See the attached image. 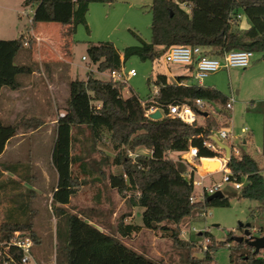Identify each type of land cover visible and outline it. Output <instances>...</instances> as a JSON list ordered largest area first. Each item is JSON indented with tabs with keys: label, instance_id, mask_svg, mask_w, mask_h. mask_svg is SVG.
I'll list each match as a JSON object with an SVG mask.
<instances>
[{
	"label": "trees",
	"instance_id": "1",
	"mask_svg": "<svg viewBox=\"0 0 264 264\" xmlns=\"http://www.w3.org/2000/svg\"><path fill=\"white\" fill-rule=\"evenodd\" d=\"M115 1L26 0L25 5L34 6L33 25L58 23L67 27L63 35L72 37L80 24L89 29L87 16L92 3L111 5ZM150 9L152 35L149 42L133 31L139 43L124 47L123 52L111 41H100L91 43L87 53L98 71L109 73L120 72L123 63L132 55L152 59L156 67L147 81L157 86L158 91L150 93L146 99H141L133 90L124 96L125 79H101L92 72L85 79L70 81L64 114L55 123L56 135L50 160L57 173V181L52 191V202L70 205L81 187L96 180L106 181L132 209L144 208L142 226L127 224L126 218L130 214L120 215L115 232L122 236L131 235L143 226L159 232L186 251L184 264H215L214 252L234 241L231 264H264L261 254L264 248L255 252L254 247L244 240L236 241L233 231H228L224 241L217 240L208 231L202 232L208 238L204 245L181 237V223L195 209L228 206L231 194L224 193L221 198L205 199L204 202H191L196 170H188L185 162L174 159L170 154L179 155L194 146L202 157L222 156L221 151L210 149L204 141L228 127L231 108L226 106L229 98L222 91L192 82L196 57L191 63L184 64L187 73L175 74L173 78L167 70L158 68L164 54L177 45L197 46L202 56L213 58L242 49L264 58V0H152ZM243 22L247 26H242ZM33 41L31 33L14 39H0V92L3 87L19 88L18 76L33 71L30 66L15 64L18 52L28 44L32 45ZM198 98L203 101L202 105L195 104ZM142 100L146 102V108L162 106V117L154 119L147 116ZM182 102L192 105L198 117L196 122L189 124L169 115L168 105ZM43 122L40 117L25 113H19L11 124H5L0 117V156L10 139L39 127ZM107 141L114 155L104 153L95 158V153L100 152L99 144ZM77 144L80 145L79 151H75ZM140 147L149 153L131 155ZM240 147L238 155L232 152L227 165L231 171L230 178L243 184L237 192L239 198L259 202L250 215L260 217L264 214V165L261 164L264 161V142L260 159ZM111 166H120L122 171L115 173ZM31 168V161L0 163V195L7 189L10 199L0 208L5 209L4 219L0 221V264H25L21 262L22 251L19 248L12 245L5 249L3 244L16 239L15 232L31 237L34 245L41 242L32 220L35 211L29 208V200L37 192L26 187L28 182L32 183ZM22 190L27 194L24 195L25 200L17 202ZM100 190L96 193L97 203ZM13 193L17 198L11 197ZM96 214L84 209L76 210L75 206L66 213L65 240L58 245L56 264H161L100 229L93 222ZM239 227L243 229L246 224ZM251 227L256 235L264 236V221L256 225L250 223ZM198 251L203 253L202 257L196 255Z\"/></svg>",
	"mask_w": 264,
	"mask_h": 264
},
{
	"label": "rangeland",
	"instance_id": "2",
	"mask_svg": "<svg viewBox=\"0 0 264 264\" xmlns=\"http://www.w3.org/2000/svg\"><path fill=\"white\" fill-rule=\"evenodd\" d=\"M25 1L0 0V39H14L22 35L27 36L32 31L38 32L39 37L33 41L32 45L28 44L18 52L15 64L27 65L36 71L35 74L31 72L19 75L18 80L21 83L19 88L33 94L35 104H33V110L28 111L33 116L43 119L44 122L39 127L32 128L14 138L9 143L6 153L0 158V163H29L30 161L32 163L30 171L32 183L28 182L26 187L33 189L35 185L39 191L29 200V208L35 211L32 216L34 228L37 233L39 231L43 236L44 242L34 245L33 257L28 264H38L41 261L42 257L37 255V252L47 256L55 239L57 245L63 244L66 232V213L71 211L73 206L76 210L84 209L87 212L97 213L93 218L97 224H94L149 259L161 262V264H184L186 251L159 232H154L144 226L128 236H122L119 232H115L118 218L125 213L130 214L126 218L127 224L142 226L144 208L135 207L132 209L117 190L107 185L106 181L100 182L99 185L101 188L99 203L96 199L98 191L95 186L81 187L70 205L64 206L52 202V191L57 181V173L50 160L56 135V125L53 120L64 114L69 97V83L76 78L85 79L86 72L90 69L94 70V74L98 78H110L108 71L102 73L91 63L87 53V48L91 43L111 41L120 52H123L124 47L139 43V39L133 31L149 42L152 35V12L150 9L152 0L140 4L133 1H131L133 3H129L125 0H116L111 5L104 4L106 9L94 15L91 21L92 25L88 24V30L83 24L78 25L73 35L75 40L70 43V46L65 45L60 24L39 22L33 25L31 17L34 6L25 5ZM130 4L132 5L130 6ZM83 56L85 60L82 58ZM68 57L70 60L67 62ZM89 63H91L90 68ZM155 67L156 65L150 58L142 59L137 55L130 56L123 63L122 69L124 72H128L129 69L134 68L137 71V76L126 80L124 96H128L130 90L138 94L141 99H146L150 93H154L155 85L149 84L147 78ZM183 67L182 63L167 64L164 59L160 60L158 64L159 70H167L171 76L187 73L188 70ZM49 83L54 88H49ZM202 84L219 89L228 98H235L233 107L230 109L231 118L226 130L230 132L231 140L237 147L241 146L240 149L243 148L244 151L260 159L264 142V58L256 53L250 66L223 68L204 78ZM8 101L9 97L5 92L0 95V116L5 124H11L9 122L13 120H10L12 113L7 108ZM244 140H247V143H244ZM79 148L80 145L77 144L75 151H79ZM99 148L100 152L95 153V158H99L100 154L106 153L113 156L115 153L108 141L99 144ZM147 153H149L147 149L140 147L131 155ZM170 155L183 162L182 154L172 153ZM261 164L264 165V161ZM218 166L220 167L221 163H218ZM191 168L188 163V170ZM110 169L115 173L122 171L120 166H111ZM216 169L217 166L212 170ZM224 175L223 170L203 178L196 175L195 178L197 180L202 178L203 183L207 186L221 184V190L226 194H231L230 205L209 207L207 208L208 214L204 209H195L192 215L181 223V237L184 239H191L204 245L207 237L202 232L208 231L217 240L224 241L228 237V231H233L234 236L243 234L245 228L240 229L241 223L256 225L258 222L264 221V214L255 218L250 215L251 210L256 209L259 202L249 198H239L238 189H235L231 182L223 181ZM195 189L200 191L199 186H196ZM7 192L5 189L4 193L0 195V208L7 204V200H10ZM20 193L21 196L17 202H23L24 195H27L23 190ZM13 196L17 198L16 193L11 195L12 198ZM0 210V221H2L5 209ZM250 230L252 234L256 235L253 227ZM234 245L235 242L232 241L228 245L219 247L214 252V263L231 264L230 255L234 251L232 247ZM261 254L264 256V251ZM196 255L202 257L203 253L198 251Z\"/></svg>",
	"mask_w": 264,
	"mask_h": 264
},
{
	"label": "built area",
	"instance_id": "3",
	"mask_svg": "<svg viewBox=\"0 0 264 264\" xmlns=\"http://www.w3.org/2000/svg\"><path fill=\"white\" fill-rule=\"evenodd\" d=\"M201 49L197 46L191 47V46H182L177 45L171 47L163 56V59L166 63H182V64H189L191 63L194 58L196 57V65H195V71H194V81H196L199 84H202L203 79L209 76L212 73L218 72L219 70L223 68H231V67H241L246 68L251 65L255 53L251 50H235L227 52L223 57L220 58H213L209 56H202ZM85 58V57H84ZM137 76V71L134 68H131L128 70V72H124L123 69H121L120 72H112L110 73V77L114 79H121V80H127L129 77H135ZM158 91V87L155 86L154 93ZM235 102L234 97H230L229 101L227 102L226 106L228 108H232L233 104ZM142 104L145 107V114L147 116H150L155 111H160L163 115V107L162 106H156V105H150L146 108V102L142 100ZM196 105H202L203 101L201 99L195 100ZM169 115L175 116L180 118L186 123L192 124L196 122L198 119L195 111L193 110V107L188 102H182V103H173L168 105ZM63 114H61L62 116ZM214 137L218 138L219 140H227L228 142L222 141L230 146L231 149V155L232 152L235 154H239L240 150L237 147V145L234 144V141L231 140L232 136L230 132H228L226 129H221L217 132H215L211 139L205 140L204 145L209 147L212 150L215 151H221L222 156H215L212 158H217L221 161V168L220 170H223L225 172V175L223 177L224 182H231L233 184V187L235 189H241L243 184L239 181H232L230 178V169L228 168V162L230 158L225 157V151L219 147V145L215 142ZM182 154L185 162L188 163L186 156L189 157L192 161L200 163L203 158L200 156L199 149L194 146H190L189 149L185 152L180 153ZM185 154V156H184ZM197 172V171H196ZM198 173V172H197ZM199 174V173H198ZM200 175V174H199ZM200 177H204L203 175H200ZM194 180V185L200 187V191H196L191 195L190 201H205V199L212 193L216 192L217 190H221V184H215V185H205L203 183V180ZM206 214H208L207 210L205 211ZM16 239L3 243L5 245V249H8L10 246L14 245L17 248H19L22 251L21 256V262L28 264L32 257H33V246L34 241L29 236H21L19 232H15ZM208 241V238L206 242ZM50 264H56V262H52Z\"/></svg>",
	"mask_w": 264,
	"mask_h": 264
},
{
	"label": "crops",
	"instance_id": "4",
	"mask_svg": "<svg viewBox=\"0 0 264 264\" xmlns=\"http://www.w3.org/2000/svg\"><path fill=\"white\" fill-rule=\"evenodd\" d=\"M117 1H120V0H117ZM125 1H127V2H129V3H133V2H138L139 4L140 3H144L145 1H149V0H125ZM131 1H133V2H131ZM132 4H130V6H131ZM106 9V6L104 5V3H100V2H95V3H92L91 5H90V8H89V12H88V16H87V20H88V24L91 26L92 25V23H91V21L93 20V18H94V15L96 14V13H98V12H103L104 10ZM109 12H110V10H109ZM242 26H247V23H245V22H243L242 23ZM67 27L66 26H62L61 25V28H60V31L62 32V35H63V32H64V30L66 29ZM31 34H32V36L34 37V40H36L38 37H39V34H38V32L37 33H34L33 31L31 32ZM63 37H64V41H65V45H68V46H70V43H72L75 39H74V37L72 36V37H70V36H64L63 35ZM66 55H67V53H66ZM68 56V55H67ZM82 58H84V56L82 57ZM67 60V62H68V60H70L69 59V57L66 59ZM84 60H85V58H84ZM253 62V61H252ZM92 63V62H91ZM91 63H89V68L91 67ZM95 65V64H94ZM96 66V68H97V65H95ZM90 72H92L93 74L95 73L94 72V70H92V69H90V71L89 70H87V72H86V77H87V75L90 73ZM36 73V71L35 70H33L32 71V74H35ZM102 73H104V72H102ZM51 75H52V73H51ZM95 75V74H94ZM53 76V75H52ZM110 77V76H109ZM172 78L174 77V75H172L171 76ZM130 78V77H129ZM128 78V79H129ZM192 82H194V80L192 81ZM203 83V82H202ZM21 84V83H20ZM21 86V85H20ZM49 88H54L53 87V85H51V83H49ZM7 88V89H6ZM23 88H17V89H8V87H3L2 89H1V92H0V95L1 94H3L4 92H5V94L9 97V101H8V103H7V108L8 109H10V111H11V115H10V120H12V122H9V123H14L15 122V120L17 119V117H18V115H19V113H25V114H27V116H33V114L32 113H29V111L28 110H33V104H35L34 102H35V98L32 96L33 94L30 92H25L24 90H22ZM1 117V116H0ZM2 118V117H1ZM2 120H3V118H2ZM57 122V119H54L53 120V123H56ZM14 138H16V137H14ZM14 138H12V139H10L9 140V142L7 143V145H6V148H5V150H4V152L1 154V156H0V158L6 153V151H7V147H8V145H9V143L14 139ZM247 143V142H246ZM183 162H185L184 160H183ZM186 164H187V168H188V163L187 162H185ZM216 166H218V164L216 165ZM197 173V172H196ZM5 174H8L7 172H5ZM11 175V174H10ZM197 175H199L198 173H197ZM210 175V174H209ZM200 176V175H199ZM206 176H208V175H206ZM205 176V177H206ZM99 185H100V181H98V180H96L93 184H89V185H85V186H95V188H96V190L98 191L99 190ZM33 189L37 192V194H38V191H39V189L37 188V187H35V185L33 186ZM101 189V188H100ZM72 199H73V197H72ZM71 202H72V200H71ZM94 222V221H93ZM95 223V222H94ZM97 224V223H96ZM38 234L40 235V237H41V243L40 244H43V242H44V240H43V236L40 234V232L38 231ZM54 242V241H53ZM56 242V243H55ZM55 242L53 243V246H52V248L49 250V252L47 253V256H44L43 254H39L38 252H37V255H39L40 257H42L41 258V261H39V263H38V261H36L38 264H40V263H45V264H50V263H52V262H56L57 261V248H58V245H57V241H56V239H55ZM55 247H56V250H55ZM44 256V257H43ZM36 260V259H35Z\"/></svg>",
	"mask_w": 264,
	"mask_h": 264
},
{
	"label": "water",
	"instance_id": "5",
	"mask_svg": "<svg viewBox=\"0 0 264 264\" xmlns=\"http://www.w3.org/2000/svg\"><path fill=\"white\" fill-rule=\"evenodd\" d=\"M207 114V113H205ZM150 117L154 119H158L162 117V113L160 111H155L150 115ZM215 142L219 145L221 149L225 151V157L230 158L231 157V149L230 146L227 145L226 143L222 142L218 138L214 137ZM191 165L192 169L196 170L200 175L206 176L211 173H214L216 171H219L218 169L212 170L213 167H216L218 163H221V161L217 158H203L201 160V164H198L194 161H192L189 157H185ZM224 196V192L222 190H217L216 192L210 194L206 200H212L214 198H221ZM241 226L243 225L242 223L240 224ZM236 241H245L247 242L250 246L254 247L255 252H258L260 249L264 248V236H259V235H254L252 234L250 230V223L246 224V227L243 231V234L240 236H235Z\"/></svg>",
	"mask_w": 264,
	"mask_h": 264
},
{
	"label": "bare ground",
	"instance_id": "6",
	"mask_svg": "<svg viewBox=\"0 0 264 264\" xmlns=\"http://www.w3.org/2000/svg\"><path fill=\"white\" fill-rule=\"evenodd\" d=\"M221 168V166L219 167V166H217V169L219 170Z\"/></svg>",
	"mask_w": 264,
	"mask_h": 264
}]
</instances>
